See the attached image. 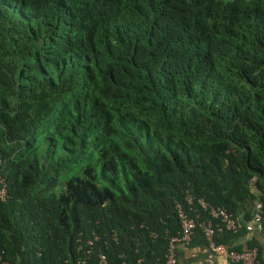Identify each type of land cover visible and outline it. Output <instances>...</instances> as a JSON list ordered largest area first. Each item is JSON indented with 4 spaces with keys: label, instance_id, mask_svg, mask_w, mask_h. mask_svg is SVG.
<instances>
[{
    "label": "trees",
    "instance_id": "obj_1",
    "mask_svg": "<svg viewBox=\"0 0 264 264\" xmlns=\"http://www.w3.org/2000/svg\"><path fill=\"white\" fill-rule=\"evenodd\" d=\"M0 180L8 264H159L184 192L242 212L213 237L239 251L243 202L264 207V0H0Z\"/></svg>",
    "mask_w": 264,
    "mask_h": 264
},
{
    "label": "built area",
    "instance_id": "obj_2",
    "mask_svg": "<svg viewBox=\"0 0 264 264\" xmlns=\"http://www.w3.org/2000/svg\"><path fill=\"white\" fill-rule=\"evenodd\" d=\"M5 198V190L0 180V201ZM178 230L168 237L162 261L159 264H176V248L187 246L193 233L197 230L202 236L209 253L219 260V264H258L257 252L255 247L241 248L239 251L227 250L223 244H216L213 237L222 231L236 234L239 231V218L233 217L223 207L212 206L201 197H193L188 192H184L181 202H175L173 206ZM264 217V207H259L253 202V211L248 221L242 223L244 233L251 234L258 232L264 240V233H261V218ZM85 245H90L86 240ZM89 249L85 251L87 255ZM98 264H106L102 253L96 255ZM138 263V261H137ZM0 264H8L7 261L0 259ZM80 264H84L81 261Z\"/></svg>",
    "mask_w": 264,
    "mask_h": 264
},
{
    "label": "crops",
    "instance_id": "obj_3",
    "mask_svg": "<svg viewBox=\"0 0 264 264\" xmlns=\"http://www.w3.org/2000/svg\"><path fill=\"white\" fill-rule=\"evenodd\" d=\"M243 207L245 211L251 214L253 211V201L246 200L243 202ZM238 218L242 219V212H240ZM250 238L264 246V241L260 234L254 231L251 234L242 232L237 235L232 240V247L241 249ZM176 264H219V260L209 253L204 243L192 236L187 246L176 248Z\"/></svg>",
    "mask_w": 264,
    "mask_h": 264
},
{
    "label": "rangeland",
    "instance_id": "obj_4",
    "mask_svg": "<svg viewBox=\"0 0 264 264\" xmlns=\"http://www.w3.org/2000/svg\"><path fill=\"white\" fill-rule=\"evenodd\" d=\"M222 1H225V0H222Z\"/></svg>",
    "mask_w": 264,
    "mask_h": 264
}]
</instances>
